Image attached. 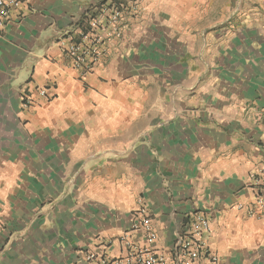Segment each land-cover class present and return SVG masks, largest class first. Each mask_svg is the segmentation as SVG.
I'll use <instances>...</instances> for the list:
<instances>
[{
  "label": "crops",
  "instance_id": "crops-1",
  "mask_svg": "<svg viewBox=\"0 0 264 264\" xmlns=\"http://www.w3.org/2000/svg\"><path fill=\"white\" fill-rule=\"evenodd\" d=\"M106 1L25 0L0 34V264H98L108 240L118 256L140 204L162 253L202 213L216 264H264V218L237 208L264 171V23L203 34L221 0H133L82 79L60 40Z\"/></svg>",
  "mask_w": 264,
  "mask_h": 264
},
{
  "label": "built area",
  "instance_id": "built-area-1",
  "mask_svg": "<svg viewBox=\"0 0 264 264\" xmlns=\"http://www.w3.org/2000/svg\"><path fill=\"white\" fill-rule=\"evenodd\" d=\"M24 1L0 0V34L8 21L20 17ZM139 12L133 0L106 1L93 9L77 27L76 34H66L60 40L62 55L80 78L91 74L105 57L108 44L121 37L124 16L128 13L133 17L138 16ZM48 93L47 87L37 88L38 96L43 99L49 97ZM21 103L22 110L28 111L32 107V100L27 94L22 95ZM256 120L264 124V110L258 111ZM250 179L255 187L252 203L237 208L251 217L264 218V171L251 174ZM210 231L211 221L207 215L189 214L177 232L171 250L162 253L154 247L157 233L151 216L146 207L140 204L130 215L127 230L118 239L121 246L118 256L108 254L107 250L112 244L108 240L100 243L99 251L91 252L85 258L95 259L97 254L98 264H216L217 256L205 239Z\"/></svg>",
  "mask_w": 264,
  "mask_h": 264
},
{
  "label": "rangeland",
  "instance_id": "rangeland-1",
  "mask_svg": "<svg viewBox=\"0 0 264 264\" xmlns=\"http://www.w3.org/2000/svg\"><path fill=\"white\" fill-rule=\"evenodd\" d=\"M199 11L201 21L193 24V27H198L199 33L203 34L214 30L217 34H222L224 30L240 34L246 25L255 26L256 21L264 23V2L257 4L254 0H231L228 6H223L221 0L220 6L215 8L214 13L208 11L205 4L200 5ZM185 26H188L186 32L190 33L192 24L187 23Z\"/></svg>",
  "mask_w": 264,
  "mask_h": 264
}]
</instances>
